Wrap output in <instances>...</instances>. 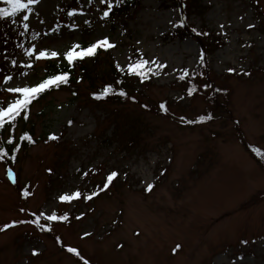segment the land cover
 Returning <instances> with one entry per match:
<instances>
[{
    "label": "rangeland",
    "instance_id": "374dc122",
    "mask_svg": "<svg viewBox=\"0 0 264 264\" xmlns=\"http://www.w3.org/2000/svg\"><path fill=\"white\" fill-rule=\"evenodd\" d=\"M178 2L139 0L109 20L99 0H38L0 20L5 104L7 87L36 82L46 61L61 59L37 60L28 47L62 54L103 37L114 45L82 59L89 81L31 104L36 142L0 160V226L25 221L0 230V264H264V155L259 163L241 142L264 153V0ZM72 8L81 11L69 16ZM135 52L157 62L137 82V100L92 97L109 66L125 67ZM112 171L109 188L85 199ZM42 211L67 217L31 223Z\"/></svg>",
    "mask_w": 264,
    "mask_h": 264
},
{
    "label": "snow or ice",
    "instance_id": "6c2138e0",
    "mask_svg": "<svg viewBox=\"0 0 264 264\" xmlns=\"http://www.w3.org/2000/svg\"><path fill=\"white\" fill-rule=\"evenodd\" d=\"M38 2V0H2L3 6L0 7V18H8L12 16H17L18 13L21 12L22 9H28L30 5H34ZM91 2V0H89ZM100 4H107V7H105L102 10V17H107L109 15V11L112 8L113 0H99ZM116 3L122 2V0H115ZM81 11L76 8H72L68 10V15L72 16L75 12ZM23 15V14H22ZM23 20L27 21L28 16L23 15ZM85 23H88V21H85ZM184 21L177 20L176 24H183ZM72 27H75V25H71ZM175 26V25H174ZM23 27L27 29L29 27L28 23H23ZM248 27H252V25H248ZM193 32H196L197 30L195 28L192 29ZM114 45L109 41L107 37H103L101 39H97L94 42H89L86 46H81L78 43H73L70 47H68L63 53H59L56 50H48V49H40L38 51H34V47H28L25 50V55H28L29 57L34 56L35 59L41 60V59H52L61 57L63 60L67 61V67L71 68L73 66V62L76 60H82L85 57H90L95 55L96 50L98 48H104L108 49L110 47H113ZM139 51V50H137ZM199 59L203 60V54L199 57ZM151 64L152 67L156 66L157 62L155 57L152 58V61L145 60L143 56L141 55L139 58L135 60V62H129L126 64L125 67H121L120 64L116 65V68L119 72H125L129 75H135L138 76L141 80L147 78V73L152 72V67H149L148 65ZM32 66V60L30 59L28 61V64L26 67ZM159 67H164V64H159ZM184 74L181 76V79L184 78V76L187 75L188 69H184ZM228 71H232V69H228ZM195 75V72L192 73ZM70 76V72L68 71H56L53 73H49L45 75L43 78L38 79L36 82L30 83V84H24L22 86H12L7 87L6 91L10 94H12V99L9 100V102L2 103L0 102V127L7 126L8 122H11V124L14 126L18 120L19 117L23 116L25 119L28 117V111L30 104L43 92L46 90L52 88V87H58L62 83H67L68 78ZM12 77L9 75H4L3 80L9 81ZM79 79V77L77 78ZM120 81L117 80V84H119ZM204 87H207V85H204ZM193 87L191 84H189V87L187 89V92L189 95L193 92ZM112 91L111 85H105L104 88L100 92H93L91 95L95 97L96 99H100L103 96L108 95ZM119 95L126 96L127 93L121 88L117 90ZM131 99H135V97H131ZM145 107H147L145 105ZM160 109L162 111H167L165 104L163 102L159 105ZM209 116L201 115L197 117V120L203 121L205 119H209ZM71 123V121H69ZM20 140L28 139L30 140L31 137L29 136L28 132H23L22 135L19 137ZM14 141L13 135L9 134L7 136V140H0V160H3L6 156L9 155V149L6 148L5 145H12ZM20 145L19 143H16L14 147L10 148V152L12 154V157L14 158L15 153L19 149ZM257 155H264V153H261L259 149H253ZM117 173L115 171H112L108 173L107 178L104 182V188L108 187V183L112 180L114 176H116ZM7 176L9 179H13V172L11 168L7 169ZM147 187L150 189L152 185L149 183ZM22 194L27 196L28 192L26 190H22ZM82 194L77 190L71 192V194H61L58 199L60 201H71L74 197H79ZM96 195V192H92L87 196H84L85 199H89L91 196ZM21 211H24V209H21ZM35 216L36 214L33 213ZM45 212H40L39 216H37L36 219L32 220L31 223L37 224L39 222L40 217H45ZM67 217V213L63 215H58L55 211H52L51 214L46 215L47 221H54V220H64ZM25 221H16L13 220L10 223H6L2 226H0V230L7 229L11 225L17 224V223H23ZM46 227V225H45ZM57 241L59 242V238H57ZM242 243H246V241H242ZM119 247V245H117ZM180 247L179 244L176 245L175 248L172 249L173 252H175ZM68 252L70 253H76L77 249L74 247H67ZM36 249H33V253L35 254ZM81 260L84 258L81 256ZM87 264V262H85Z\"/></svg>",
    "mask_w": 264,
    "mask_h": 264
},
{
    "label": "trees",
    "instance_id": "16d2710c",
    "mask_svg": "<svg viewBox=\"0 0 264 264\" xmlns=\"http://www.w3.org/2000/svg\"><path fill=\"white\" fill-rule=\"evenodd\" d=\"M74 1H79V0H74ZM169 2H171V4H173L175 7H183L181 6V4L178 2V0H169ZM139 4V0H122V2L113 5L111 10L109 11V15H110V19L112 20L113 17L115 16V14H120L119 17H121L123 14H127L130 12H133V10L136 9V7ZM3 6L2 0H0V7ZM121 12V13H120ZM0 20H5V18H0ZM0 37H4L1 33H0ZM7 37L4 38V40ZM81 46H86L85 44H82ZM102 49H97V54L96 56H99L101 53ZM141 56V55H140ZM138 55V53L135 52V54H133V59L132 62H135V60L137 58L140 57ZM85 61L83 60H76L73 62V66L71 68L67 67V61L61 59H56V60H49L45 62V72H44V76L49 74V73H53L56 71H68L70 72V76L68 78V82L67 83H62L60 84L58 87H52L48 90H46L45 92H43L41 95H39L33 102L35 101H39L42 97H44L45 95L50 94L53 90H59L61 89V87H63L64 85H71L72 82H82L83 80H87L89 81V74H88V67L87 64L84 63ZM107 76L108 78L104 79V83L102 84H97L99 87H97L93 92H100L105 85H111L112 86V91L106 95L103 96L102 98L98 99V100H109V101H125L127 100H137V97L139 96V89L137 82L141 83L140 81H146L148 78V73H147V78L146 80H141L138 76L135 75H129L126 71V73H121L119 72L115 66L110 65L109 68L107 69ZM79 77V79H77ZM117 80L120 81L119 84H117ZM140 80V81H139ZM194 82V81H193ZM189 84H191V81L188 79V83L185 84V90L187 91ZM192 86V84H191ZM193 87V86H192ZM123 89L127 95L126 96H121L118 93V89ZM194 89V87H193ZM215 93V94H213ZM211 96V99H216V91L214 90ZM92 96V95H91ZM93 97V96H92ZM131 97H135V99H131ZM32 102V103H33ZM165 102V101H164ZM31 103V104H32ZM30 104V106H31ZM30 112V107H29V111L28 114ZM30 120L27 118L25 119L23 116L19 117L16 124L13 126L11 124V122H8L7 126H3L0 127V140H7V137L5 138V135L7 133V136L9 134L13 135L14 137V141L12 145H5L7 149H9V155L6 156L3 161L7 162V163H11V161H13L15 158H18L19 154H21L22 151L27 150L28 147L32 146L33 143L36 142L37 137L35 136V130H34V125L31 122L30 124H28ZM19 131V132H18ZM23 132H28L29 136L31 137L30 140L28 139H24V140H20L19 137L22 135ZM244 145V147L246 148V150H248L252 156L259 161V163H261V159L259 157V155H257V153L253 150V146L249 145V143H246L245 141H241ZM16 143H19L20 147L17 150V152L15 153L14 158L12 157V154L10 152V148L14 147ZM107 177H105V179L103 181H98V183L96 184V188L94 190V192H96V195L98 193H100V191L103 190H107L109 188V185L111 184L112 181H110L108 183V187L104 188V182L106 180ZM93 197V196H91ZM87 262V261H85ZM84 263V262H83ZM87 264H90L87 262Z\"/></svg>",
    "mask_w": 264,
    "mask_h": 264
}]
</instances>
